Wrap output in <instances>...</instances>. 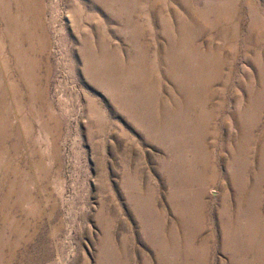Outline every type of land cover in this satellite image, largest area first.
Instances as JSON below:
<instances>
[{
	"label": "rangeland",
	"instance_id": "obj_1",
	"mask_svg": "<svg viewBox=\"0 0 264 264\" xmlns=\"http://www.w3.org/2000/svg\"><path fill=\"white\" fill-rule=\"evenodd\" d=\"M0 264H264V0H0Z\"/></svg>",
	"mask_w": 264,
	"mask_h": 264
}]
</instances>
